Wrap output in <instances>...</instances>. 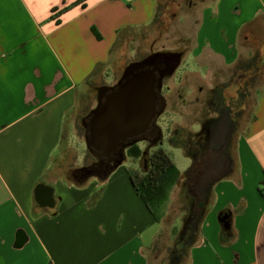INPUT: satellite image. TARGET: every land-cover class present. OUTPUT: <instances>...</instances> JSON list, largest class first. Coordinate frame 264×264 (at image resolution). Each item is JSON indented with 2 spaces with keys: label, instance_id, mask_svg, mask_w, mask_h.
<instances>
[{
  "label": "crops",
  "instance_id": "obj_1",
  "mask_svg": "<svg viewBox=\"0 0 264 264\" xmlns=\"http://www.w3.org/2000/svg\"><path fill=\"white\" fill-rule=\"evenodd\" d=\"M74 1L0 0V264H148L162 227L131 184L126 157L85 175L92 164L77 166L90 157L78 156L74 131L116 48L152 25L159 0H84L56 23L52 9ZM184 36L191 60L165 94L175 121L186 90L213 76L226 82L264 53V0L205 2L194 37ZM248 119L230 171L205 194L184 264H264V82Z\"/></svg>",
  "mask_w": 264,
  "mask_h": 264
},
{
  "label": "rangeland",
  "instance_id": "obj_2",
  "mask_svg": "<svg viewBox=\"0 0 264 264\" xmlns=\"http://www.w3.org/2000/svg\"><path fill=\"white\" fill-rule=\"evenodd\" d=\"M210 1L211 0H159L157 12L152 25L148 26L145 30H139L132 33L131 37L125 42L119 44L118 48H116L112 55V66L108 70L109 76L107 82L102 80L95 84L93 90L90 91V105L93 107L96 105L97 88L103 87L105 84L108 86L114 85L120 78L124 67L129 63L141 60L142 58L156 52L179 50L182 51V55H184L186 50H190V48H184V46L187 45L182 42L183 38H187V36L184 35H191V37H194L200 8L203 3ZM179 40H181V42H179ZM260 56L261 58L263 57V59L258 60ZM190 60V54L184 55L179 66L174 71L173 76L180 75ZM249 65L254 67V71H252L253 81L249 92L243 98L241 97V112L236 121V131L233 137L234 140H236L240 128H243L245 123L248 122L253 105L255 104L257 93L264 82V53L257 54L256 60L251 59L250 61H247L246 66ZM170 81V79L167 80V85H169ZM174 93L170 95V99ZM179 108L183 115L181 118H177L176 122H179L181 125H186V122H188L187 114H189L191 106L184 108L179 106ZM87 114L88 108L82 112L80 111L74 119L75 134L81 139L85 134V127L82 125V120H84ZM173 120L174 116H172V113H167V111L163 112L157 118L156 124L160 127L161 133L163 134V139L160 143L155 145H148L143 141L135 143V145L141 150H146L148 154L152 153L158 147L163 149L170 157L175 169L179 173L178 181L169 194V199L165 204L163 214L160 218L162 226L161 230L158 231L156 228L154 229V232H158V234L147 251L148 264L185 263L188 246L193 238L192 234L190 235L186 232L188 225L187 220L193 213H196L198 219L199 211L202 209L205 202V195H202L200 197L203 198V202L201 203L199 201L195 204L196 198L187 190L188 181L185 173L190 169L188 167L190 159L186 156L187 153L185 151L183 152L180 148L172 146L165 139L166 135L171 130V121ZM81 139L76 142L78 156L86 151L85 143ZM72 152L73 148L70 147L65 155L68 162L71 161L70 158L74 154H72ZM230 152L232 155V148H230ZM125 157V161L123 162L124 166L132 172L137 170V172L141 174V171L146 167L144 165V160L134 159L127 155H125ZM82 161L83 156L79 158V163L81 164ZM94 162H96V160L89 158L81 165L77 163V166L79 168L87 167ZM72 166H74V163ZM67 167L70 168L69 164H67L66 167L63 166V172L67 171V176L71 178V171L67 170ZM151 232H153V230Z\"/></svg>",
  "mask_w": 264,
  "mask_h": 264
},
{
  "label": "flooded vegetation",
  "instance_id": "obj_3",
  "mask_svg": "<svg viewBox=\"0 0 264 264\" xmlns=\"http://www.w3.org/2000/svg\"><path fill=\"white\" fill-rule=\"evenodd\" d=\"M167 53H180L181 56L183 54L179 50ZM168 61L167 59L161 61L154 71L157 79L154 87L156 109L160 110L162 105L163 109L152 121L147 131L140 136V141L148 145L158 144L163 139V134L156 121L163 112L167 111L165 98L169 89L167 80L173 79L176 69L170 75L161 78L159 89L158 80ZM252 71H254V67L249 65L239 70L226 82L219 81L216 76H213L210 77V83L207 86L198 85L196 89L186 90V99L182 100L180 106H191V110L187 114L188 122L186 125H181L175 120L171 121V130L165 139L172 146L185 151L186 156L190 159L188 166L190 170L185 175L188 181L187 190L196 198L195 204L203 201L200 196L205 195L211 184L226 175L231 169L233 159L230 148L235 143L233 137L236 131V121L241 112V99L249 92L253 81ZM181 78L183 76L178 80ZM179 118L181 117L179 116ZM118 159V154H115L109 161L104 160L101 164H98V160H96L89 168L106 172ZM187 223L186 232L191 235L197 223L196 213L191 215Z\"/></svg>",
  "mask_w": 264,
  "mask_h": 264
},
{
  "label": "water",
  "instance_id": "obj_4",
  "mask_svg": "<svg viewBox=\"0 0 264 264\" xmlns=\"http://www.w3.org/2000/svg\"><path fill=\"white\" fill-rule=\"evenodd\" d=\"M180 58V53H152L126 65L114 85L97 90L96 105L82 120V125L85 127L86 149L98 164L118 154L114 167L118 166L125 158V149L141 140L140 136L163 109V105L160 110L156 109L155 68L161 61L169 60L158 80L159 89L161 78L176 69ZM84 171L86 176L100 173L95 168ZM36 199L41 205L46 203L38 196ZM218 221L224 229L229 228L227 214L219 215Z\"/></svg>",
  "mask_w": 264,
  "mask_h": 264
},
{
  "label": "trees",
  "instance_id": "obj_5",
  "mask_svg": "<svg viewBox=\"0 0 264 264\" xmlns=\"http://www.w3.org/2000/svg\"><path fill=\"white\" fill-rule=\"evenodd\" d=\"M83 2L84 0H75L69 6L63 7L58 11L56 8H53V15L51 17L58 23L60 13L74 5L79 4L83 6ZM125 155L134 159L144 160L146 167L141 171L142 173H138L137 170L133 172L129 171V177L135 191L141 197L152 216L157 222H160L165 204L169 199V194L178 181V171L175 169L170 157L159 147L148 154L146 150H141L133 144L125 149ZM87 157L97 160L88 150ZM114 164L108 171L114 167ZM108 171L102 173H107ZM259 192L264 198L262 190L259 189ZM200 202L202 203L203 201L201 200Z\"/></svg>",
  "mask_w": 264,
  "mask_h": 264
}]
</instances>
